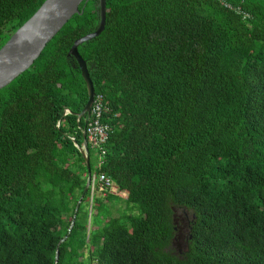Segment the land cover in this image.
I'll use <instances>...</instances> for the list:
<instances>
[{
	"label": "trees",
	"instance_id": "1",
	"mask_svg": "<svg viewBox=\"0 0 264 264\" xmlns=\"http://www.w3.org/2000/svg\"><path fill=\"white\" fill-rule=\"evenodd\" d=\"M44 1L0 0V48ZM106 1L79 51L114 185L84 194L87 0L0 89V264H264V0Z\"/></svg>",
	"mask_w": 264,
	"mask_h": 264
},
{
	"label": "water",
	"instance_id": "2",
	"mask_svg": "<svg viewBox=\"0 0 264 264\" xmlns=\"http://www.w3.org/2000/svg\"><path fill=\"white\" fill-rule=\"evenodd\" d=\"M84 1L87 0H45L39 9L11 35L8 41L0 48V89L9 85L35 63L47 44L60 32L66 23L75 14L82 12L80 7ZM106 19L107 1L99 0V23L97 28L93 32L76 39L69 51V55L76 58L79 64L88 89V101L78 114L79 120L90 116L91 107L96 96L88 63L81 55L79 46L98 37L105 30ZM86 124L87 120H85L84 127H86ZM83 137L84 142L79 149L85 160L88 172L84 189L85 194L92 184V168L86 130L83 131ZM83 197L84 195L79 200V204Z\"/></svg>",
	"mask_w": 264,
	"mask_h": 264
},
{
	"label": "built area",
	"instance_id": "3",
	"mask_svg": "<svg viewBox=\"0 0 264 264\" xmlns=\"http://www.w3.org/2000/svg\"><path fill=\"white\" fill-rule=\"evenodd\" d=\"M108 111L105 104V97L102 94H96L91 107V113L89 117H84L87 120L86 127H82V131L86 130L88 142L93 147L99 150L98 167H101L104 163V144L107 142L112 127L109 123L103 121L104 113ZM66 114L70 113L69 109H66ZM85 128V130H84ZM74 139V138H73ZM103 184L106 187H113V181L105 173H93L92 172V184L90 186L92 196L96 191V185Z\"/></svg>",
	"mask_w": 264,
	"mask_h": 264
},
{
	"label": "rangeland",
	"instance_id": "4",
	"mask_svg": "<svg viewBox=\"0 0 264 264\" xmlns=\"http://www.w3.org/2000/svg\"><path fill=\"white\" fill-rule=\"evenodd\" d=\"M95 162H96V160H95ZM113 190H114V191H116V189H115V188H113ZM100 192H101V191H95V193H96V196H99V195H100ZM118 195H119L120 197H126V196H127V194H126L125 192H119V193H118ZM178 244H179L178 246H180V245H182V244H183V241H182V239H181V240H179V243H178ZM178 249H180V247H179Z\"/></svg>",
	"mask_w": 264,
	"mask_h": 264
}]
</instances>
